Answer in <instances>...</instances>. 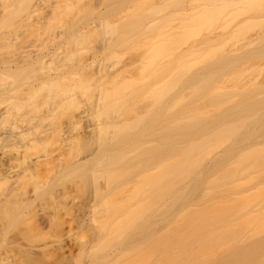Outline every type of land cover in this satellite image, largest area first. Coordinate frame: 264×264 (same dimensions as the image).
<instances>
[{
    "label": "rangeland",
    "instance_id": "rangeland-1",
    "mask_svg": "<svg viewBox=\"0 0 264 264\" xmlns=\"http://www.w3.org/2000/svg\"><path fill=\"white\" fill-rule=\"evenodd\" d=\"M25 2L27 11L0 0V134L15 138L0 143V256L8 264H209L210 241L193 255L210 225L192 208L215 195L204 184L190 196V187L223 147L205 154L200 176L195 169L180 187L165 181L185 201L203 199L192 206L175 192L164 200L165 183L164 199L157 195L177 168L159 145L196 109L204 119L208 110L219 115L209 105L229 93L224 108L254 106L239 116L247 123L240 137L264 136V0ZM215 30L222 37L202 44ZM253 141L240 152L264 160V149H245ZM245 177L250 186L235 197L261 187L264 202V170Z\"/></svg>",
    "mask_w": 264,
    "mask_h": 264
},
{
    "label": "bare ground",
    "instance_id": "bare-ground-1",
    "mask_svg": "<svg viewBox=\"0 0 264 264\" xmlns=\"http://www.w3.org/2000/svg\"><path fill=\"white\" fill-rule=\"evenodd\" d=\"M20 2L22 4L23 8L26 5V7L23 10L27 11L25 9L28 8L27 7L28 1L25 2V0H24V2L22 3V0H20ZM21 4L19 6L20 9H18V10L22 9ZM6 6L9 8V5L6 4ZM11 10H10V14H11ZM13 10H12V12H14V14L12 13V15H15V17H17L18 14H20L21 12H23L21 10V11H19V13L18 12L15 13V11H18V10H15V11H13ZM10 18H12V17H10ZM13 18H14V16H13ZM194 20L199 21V19H197V18H195ZM209 20H211V19H209ZM1 21H3V20H1ZM248 21H250V20H248ZM3 22H4L3 25L8 23V22L5 23V21H3ZM8 24H10V23H8ZM0 25H2V24H0ZM220 33L216 30L209 33L208 35L205 36V38H203L204 41L202 40L201 43L203 44V43L214 42V40L216 41L217 39L222 37L221 35L219 36ZM23 53L24 52L21 51V53H19V54L23 56ZM234 53L237 54L238 52L235 51ZM234 53H232V54H234ZM24 56L27 57L28 53H26V55H24ZM29 56H30V59H29L30 62H34V57L33 58L31 57L33 55L30 54ZM37 58L42 59L39 57H37ZM226 66L227 65L225 64L223 68L225 69ZM2 67H3L2 69H11L12 68V67L7 68L5 66H2ZM0 68H1V66H0ZM237 88H239V87H237ZM233 97L234 96L231 93H229L227 95H224L223 97H220V101H216V102L211 103L209 105V107H212V108H217V107L221 108V112L217 116H216V114L214 115L211 110H208L207 113L209 116L206 119H204L203 117H200L198 115L201 112V110L196 109L192 113V116L190 119V125H187V127L175 128L174 131L176 133L173 137L167 138V139H164L161 141V143L159 145V148L162 151L161 152V158H164L167 161L171 160L169 162V165H173L174 163L177 165V168L176 169L174 168L176 170V177H175V173H173V172L172 173L174 175L171 172L168 173L166 171L164 174L168 173V175H169L171 173L169 175V177L174 176V178L176 180L174 178H171V177L169 179V177L167 175V177H165V179L159 178L160 182L159 183L157 182L159 184V185L157 184L158 185L157 187L161 188L162 186H165L166 182L168 180L171 181V179L173 180L175 185L177 183L180 184L179 180L183 181V182H181V181L180 182L184 184V180L186 179L185 177L188 174L190 177L191 176L190 174L192 173V171L194 172L195 169L197 171L202 169L201 165H203L202 163H204L203 157H205V154L208 155V153L209 154L212 152L214 153L220 147L221 148L223 147L222 153L217 158L215 157V159L210 163V165H208L209 167H207V169H203L204 175H201V172L199 171V173L197 172V174L198 175L200 174L201 177H198L195 175L191 176V177L195 176L196 181L194 180L195 178L193 177V181L195 183L193 181H191V183H190V184H192V182H193V184H194V186H193V184H192V186L190 185L191 186L190 187V192H191L190 196H193L192 194H194V196H195V194L201 195V193L200 194L195 193V192H198L195 190H200V187H202L204 184H207L206 189L208 190L210 195L208 194L206 189H204V191L202 193H203V195L208 194L207 196H212V195L214 196L215 195L214 199L213 198L209 199V197H206V195L201 196V197H203L205 200L208 198L207 200H209V201L214 200L213 203H210L211 201L207 202L209 205L205 204V206H203L204 209L202 208V206H200L201 209L197 208L198 206H196V208H195V206H193V204L196 203L195 201L198 202V200H194V198L195 199H197V198L202 199L199 196L197 198L196 197H194L193 199L191 198L192 199L191 201L188 198V200L190 202L188 200H186L189 202L186 205H192L194 207V208H192V210L194 211L196 209L195 210L196 215H201L202 213H204V214H202V217L200 216V218H202V219L204 218L203 223L205 222V220H207L206 221L207 228L209 227L208 225H210V228H209L210 232L208 233L209 236L207 235V233L206 234L203 233L204 234L203 237L205 238V235H207L208 238H206V240L201 238V240L203 239L204 241L202 240L203 242L202 241L200 242L203 244V243L207 242V240H208L211 243V246H210L211 249L208 247V249H210V250L207 249L208 253H205V258H206L207 254L208 255L211 254V259H210L209 264H264V236H262V237L257 236L254 238L255 235H258L262 231H264V202L262 201L263 200V197H262L263 190L261 189V187H256L254 194H252L253 198L250 196L249 197L245 196V198L243 197L242 200H240L239 198H241V197L236 196V197H238L237 199L235 197V195H238L239 193H244L242 191L241 192L238 191L240 186H242V185L247 186V187L250 186V185L248 186L249 181L243 182V180L246 178L245 177L246 174H248L249 172H254V173L255 172H261L264 170V160L261 159L260 156L256 154L257 152H255V154H252V155L250 153L249 154H242L240 152L241 148H239V147H240L241 143H244L245 140L248 138L249 140L252 139L254 141L250 142V144L245 149L252 148V150H255V151H258L260 149H264V136H258L256 139H253V137L250 138L248 136H241L240 137V134L242 133V130L247 126V123L245 120H239V116L248 114L249 112L253 111L254 106L247 105V106H244L242 108H239V102H238L237 104H235L233 106H230L228 108H224L223 107L224 102L230 101ZM8 137H9V134H5V135L0 134V143L4 142ZM194 137H198L201 139L196 141V142L182 146V144H183L182 142L184 140H186L188 138H194ZM10 139L12 141L13 136L11 138L9 137V140ZM153 154L155 155V153H153ZM154 155H153V158H154ZM149 158H152V156L150 157V155H149ZM154 160H156V159H154ZM166 163L167 164L163 163V166L166 165L165 168L167 169L168 162H166ZM176 165L171 166V168L168 166L169 170H167V171H171V170L173 171L172 167H176ZM163 166L162 167L159 166V169L163 168L162 171L165 170V168ZM5 172H6V169L5 170L3 169L0 171V173H5ZM203 172H202V174H203ZM162 174L163 173H161V176H162ZM194 174H196V172H194ZM159 175H160V173H159ZM183 178H185V179H183ZM198 178L200 181L198 180ZM157 179H158V177H157ZM252 182H253V179H252ZM153 183H155V182H153ZM163 183H165V184H163ZM168 183H170V182L168 181ZM211 183H212L213 187H212ZM170 184H166V185H168L166 187L169 188V190H170V188H173V187H169ZM154 185H153V192L155 190ZM170 186H172V184ZM180 186H181V184L178 187H180ZM178 187H176L177 190L180 189ZM192 188L194 189L193 191H195L193 193H192ZM162 189H163V187L160 190H162ZM235 190H237V191H235ZM158 191H159V189H158ZM170 191H173L172 194ZM170 191L169 192L167 191L168 193H170L168 196L166 195L167 192L164 191V189L162 190V192L159 191L158 194H157V192L156 193L154 192V193L157 195H160V197L162 194L166 195L165 197L163 195L161 197V199L164 197L165 198V199L163 198L164 200H166V198L168 199V197H170V195L172 196L175 193L178 195V196L174 195L175 197L177 196V199L179 196H181L180 195L181 193L176 192L175 189L174 190L171 189ZM160 197L158 196L159 199H160ZM234 197H235V199H234ZM223 198H224V200H223ZM181 199H182V197H179V200H181ZM179 200L177 201V203L179 202ZM182 200H184V199H182ZM155 201H156V199H155ZM172 201L174 203L176 202V200H174V198L172 199ZM186 201L185 202L182 201V203L185 204ZM192 201L194 203H192ZM199 201H201V200H199ZM240 202L242 203V205ZM182 203H180V206L182 205ZM244 203H245V205H248V206H246L247 208L245 207V205L243 206ZM253 203H255V204L252 207ZM210 204H213V205H210ZM167 205L168 204H166V206ZM164 206H165V204H164ZM206 206H208V207H206ZM143 207H142V209H144ZM249 207H252L254 209L253 210L251 209L250 211H248ZM139 209H140V207H139ZM142 209L140 210V212L142 211ZM169 209H172V206H169ZM242 209L244 211H242ZM245 209H246V211H245ZM192 210H189V212L190 211L192 212ZM116 211H118V210H116ZM251 211H252V213H251ZM180 212H182V210ZM197 212H198V214H197ZM244 212H246V213H244ZM205 214H206V217H205ZM234 214L237 216H238V214L241 215V218L239 216L238 217L236 216L237 218H239V220L237 222H235L237 218L234 217ZM252 214H254V215H252ZM231 216L236 218V219H234L235 221H233ZM192 217H194V214L192 215ZM207 217H208L209 221H208ZM218 219L220 222H222L221 224L219 223L220 224L219 226L216 225ZM231 219L235 223H232ZM239 221L240 222L243 221V222L240 223ZM190 223L194 224L196 222L193 223L190 221ZM198 224H200V223H198ZM203 225L201 226V224H200V227L197 226L195 228V229H197L196 231L199 232L198 229H200V228L203 229ZM194 226H192L191 231L195 230L193 228ZM249 229L255 230L254 231L255 235L252 236L253 231H252V234L248 233L247 230H249ZM198 232H196V233H198ZM201 232H203V231L200 230L198 235ZM246 233L249 236L251 235L252 238L250 236V239H249V236H247ZM198 235H197V237H198ZM196 239H198V238H196ZM195 241H197V240H195ZM195 245L196 244H194L193 246H195ZM196 246H199V248L196 249L195 254L192 253L193 255L198 254L201 251L200 249L205 247V244H203L201 247V245L198 243ZM204 249H206V248H204ZM204 249H202V250H204ZM197 250H198V252H197ZM207 250H205V252ZM209 251H211V252H209ZM191 252H192V250H191ZM193 252H194V250H193ZM199 255H200V253H199ZM1 260L6 261L7 264L11 263V262H9V256L8 255L0 256V262H1ZM201 260L202 259H200L197 264H202V263L205 264L207 262V260H205V259L202 260L203 262ZM6 262H4V263H6Z\"/></svg>",
    "mask_w": 264,
    "mask_h": 264
}]
</instances>
